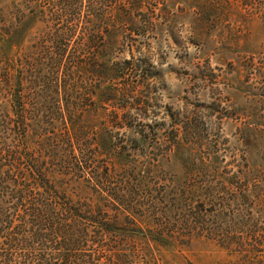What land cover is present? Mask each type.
<instances>
[{"label": "rangeland", "instance_id": "obj_1", "mask_svg": "<svg viewBox=\"0 0 264 264\" xmlns=\"http://www.w3.org/2000/svg\"><path fill=\"white\" fill-rule=\"evenodd\" d=\"M45 2L0 0V50L13 62L30 51L46 21L88 15L87 7L78 13ZM174 8L178 13L186 9L185 17L177 19L184 23L178 43L158 33L151 34L153 42L145 37L137 40L150 57L151 77L136 85L134 104L114 119L112 114H99L102 104L97 97L88 102L94 126L84 138L90 146L86 151L95 153L101 170H112L109 188L129 183L139 195L134 193L130 199L135 200L126 202L137 213L133 222L125 219L110 224L116 227L113 231L100 233L93 226L83 264H264V183L251 210L244 196L239 205L235 194L228 196L224 189L236 171L256 170L264 178V0H177ZM134 13L146 16L141 10ZM12 22L24 24L10 45L1 34L10 36ZM194 26L205 28L201 37L188 32ZM126 28L122 38L134 39L136 35ZM129 51L123 48L121 57H130ZM4 60L0 54V130L17 118ZM97 80L95 85L100 83ZM125 82L136 83L129 77L114 86L124 87ZM104 138L112 142L97 146ZM36 141L30 142L35 146ZM80 152L77 146L75 154ZM69 172L64 180L80 191L82 203L104 202L107 217L120 208L124 211V196L114 199L107 190L100 192L90 174ZM145 196L158 209L155 221L141 220L145 207L141 203H148ZM172 196L183 197L179 201L186 199L197 208H202L205 196L213 201L225 198L230 205L218 208L213 236L186 232L192 237L180 236L167 245L154 239L152 231L159 228L155 225L164 216L160 211ZM174 234L178 232H169Z\"/></svg>", "mask_w": 264, "mask_h": 264}, {"label": "trees", "instance_id": "obj_2", "mask_svg": "<svg viewBox=\"0 0 264 264\" xmlns=\"http://www.w3.org/2000/svg\"><path fill=\"white\" fill-rule=\"evenodd\" d=\"M44 1L61 8L67 6L78 13L87 7L88 15L67 19L56 16L46 21L30 51L14 62L8 53L0 50L5 58L4 73L17 117L0 130V169L4 168L6 174L4 177L0 174V264H83L89 255L87 246L93 226L100 233L116 228L110 224L135 220L132 216L136 217L137 213L126 202L135 200L130 196L139 192L129 183L109 188L106 183L114 177L112 170H101L95 153L86 151L90 146L84 138L94 126L88 102L97 97L102 104L99 114L108 113L119 119L121 109L134 104L131 100L136 95V85L151 77L150 57L140 50L138 38L153 42L151 34L158 33L178 43L184 34V23H177V19L185 17L186 9L178 13L174 8L177 0H152L153 4H145L144 0ZM135 10H141L146 16L138 17L133 14ZM23 24L12 22L8 28L10 36L1 34L3 42L13 45ZM125 28L136 37L129 41L122 38L127 34ZM191 29L188 32L194 37H201L205 32L204 27ZM125 47L129 48L130 57H121ZM129 77L135 78L136 83L114 86ZM95 78L100 79L99 84L95 85ZM31 138L37 140L35 146ZM111 142L104 138L96 144L100 147ZM77 146L81 148L78 155L75 154ZM69 171L80 176L90 174V180L96 181L100 192L107 190L114 199L124 196L121 199L124 211L118 207L107 217L104 202L82 203L80 191L77 193L64 180ZM240 173L236 171L232 181L229 180L224 187L225 194L229 196L233 192L239 205V198L244 196L251 210L257 205L255 199L264 178L256 170ZM182 198L170 197L160 211L164 216L155 225L159 228L152 231L154 239L169 245L180 236L192 237L186 232L202 231L213 236L218 208L230 205L225 198L213 201L205 196L201 199L202 208H197L186 199L179 201ZM146 199L148 203H141L145 206L141 220L155 221L158 209L154 201ZM169 232L178 234L169 235Z\"/></svg>", "mask_w": 264, "mask_h": 264}]
</instances>
